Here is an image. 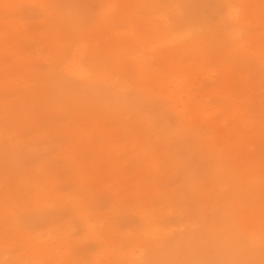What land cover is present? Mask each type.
<instances>
[{
  "label": "rangeland",
  "instance_id": "1",
  "mask_svg": "<svg viewBox=\"0 0 264 264\" xmlns=\"http://www.w3.org/2000/svg\"><path fill=\"white\" fill-rule=\"evenodd\" d=\"M0 264H264V0H0Z\"/></svg>",
  "mask_w": 264,
  "mask_h": 264
},
{
  "label": "bare ground",
  "instance_id": "2",
  "mask_svg": "<svg viewBox=\"0 0 264 264\" xmlns=\"http://www.w3.org/2000/svg\"><path fill=\"white\" fill-rule=\"evenodd\" d=\"M233 15H235V13L233 14ZM233 19H235V17L233 16L232 17ZM74 69H75V67L74 66H72L71 68H69V73L71 72V73H74Z\"/></svg>",
  "mask_w": 264,
  "mask_h": 264
}]
</instances>
